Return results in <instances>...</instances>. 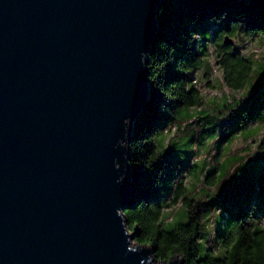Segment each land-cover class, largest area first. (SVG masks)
<instances>
[{
    "label": "water",
    "instance_id": "obj_1",
    "mask_svg": "<svg viewBox=\"0 0 264 264\" xmlns=\"http://www.w3.org/2000/svg\"><path fill=\"white\" fill-rule=\"evenodd\" d=\"M158 1L0 0V264H185L123 212Z\"/></svg>",
    "mask_w": 264,
    "mask_h": 264
},
{
    "label": "trees",
    "instance_id": "obj_2",
    "mask_svg": "<svg viewBox=\"0 0 264 264\" xmlns=\"http://www.w3.org/2000/svg\"><path fill=\"white\" fill-rule=\"evenodd\" d=\"M204 14L221 18L223 23L213 35L198 39L191 21ZM154 16L157 27L147 50L148 95L133 120L129 140L131 187L123 212L128 227L135 228L133 240L151 243L157 258L166 259L178 253L185 264H264V208L260 217L253 220L250 207L238 203L222 210L218 228L212 232L215 243L212 244L211 239L203 244L205 253L198 255L200 249L196 242L202 218L215 199L187 193L185 173L190 172L193 164L189 159L181 161L174 157L166 148L161 150L157 137L175 126V111L184 106L202 107L197 86L199 75L196 77L195 73L201 67L203 53L210 54L223 68L220 78L225 85L243 84L250 62L243 61L238 48L232 50L225 37L230 39L229 35L239 32L264 34V0H159ZM257 84L255 91H259L260 98L250 108L240 102L237 109L226 106L215 111H226L229 115L225 119L233 120V126L221 141L232 131L254 121L264 122V97H261L264 77ZM206 113L210 116L213 112ZM235 116L238 117L236 122ZM212 130L207 131V136ZM261 138L257 151L244 162L247 165L239 168L241 173L233 185L241 183L239 188L246 189L248 181L253 199L264 206V151L259 150L264 146V134ZM163 178L166 182L158 184ZM179 199L185 204L186 217L168 227L163 209Z\"/></svg>",
    "mask_w": 264,
    "mask_h": 264
},
{
    "label": "rangeland",
    "instance_id": "obj_3",
    "mask_svg": "<svg viewBox=\"0 0 264 264\" xmlns=\"http://www.w3.org/2000/svg\"><path fill=\"white\" fill-rule=\"evenodd\" d=\"M222 23L221 18L207 14L199 15L191 21L197 31L198 39L213 35ZM229 36L231 49L238 48L243 61L250 62L247 78L243 84L238 87L225 85L220 78L223 75V68L211 59L210 54L203 53L201 67L195 73L196 77L199 75L197 86L202 97V107L191 105L178 109L174 112L177 117L175 126L162 131L157 136L161 150L166 148L174 157L181 161L189 159L193 164L190 172L185 173L184 182L187 193L196 197L215 199L214 203L205 210L202 218L201 233L196 242L200 249L198 255L205 253L202 246L210 242L212 232H216L223 209L230 208L236 203L242 204L250 207L254 220L260 217L264 208L263 204L253 199V190L248 181L245 184L246 189L239 188L241 183L233 185L241 173L239 168L247 165L244 162L248 161L250 154L257 151L262 142L264 122L254 121L244 128L232 131L221 141L222 136L233 126V120L225 119L229 115L226 111L215 112L226 106V108L237 109L240 102L250 108V105L260 98L259 91H255V86L264 77V34L246 35L239 32ZM202 46L203 44L198 47ZM238 68L240 67L237 63L236 69ZM254 92L256 93L253 94ZM206 111L213 113L209 116ZM242 113L244 114V111ZM234 119L236 122L238 117L235 116ZM210 128L213 130L207 136ZM259 150L263 153L264 146ZM246 153L249 154L246 155ZM239 160L243 163L237 165ZM161 182L165 183L166 179L159 180L158 184ZM185 208L183 200L180 199L165 207L163 209V215L167 216L165 225L169 227L185 219ZM211 243H215L214 239Z\"/></svg>",
    "mask_w": 264,
    "mask_h": 264
}]
</instances>
